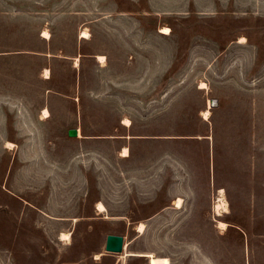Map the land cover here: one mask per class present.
Masks as SVG:
<instances>
[{
  "label": "rangeland",
  "instance_id": "374dc122",
  "mask_svg": "<svg viewBox=\"0 0 264 264\" xmlns=\"http://www.w3.org/2000/svg\"><path fill=\"white\" fill-rule=\"evenodd\" d=\"M141 253L264 264V0H0V264Z\"/></svg>",
  "mask_w": 264,
  "mask_h": 264
},
{
  "label": "bare ground",
  "instance_id": "6f19581e",
  "mask_svg": "<svg viewBox=\"0 0 264 264\" xmlns=\"http://www.w3.org/2000/svg\"><path fill=\"white\" fill-rule=\"evenodd\" d=\"M161 33H167V27H164L163 30L161 31ZM82 37H84V35H82ZM98 59L101 62H103V59L104 58H103V56L99 55L98 56ZM45 73L46 74L48 73V70L47 69L45 70ZM209 113H210L209 112V109H206V110L203 111V115L204 116H208ZM43 114L45 116L48 115L47 109H44L43 110ZM123 123H124V125H127L128 126L129 125V120L128 119H124V122ZM122 153H123L124 156H126L127 155V149L124 148ZM222 204L225 206V203L222 202ZM175 205H176V207H180V205H181V198H177V200L175 201ZM96 210L99 211V212H104L105 211V207H104V205L101 202H97L96 203ZM216 210H217V208H216ZM218 224H219L220 227H225L226 226V223L225 222H222V221H220ZM143 229H144V223L143 222H140L139 223V226H138V231L139 232H142ZM69 237H70L69 233L62 232L60 234V239H62V240L63 239H67L68 240ZM123 254L124 255H129V254H132V253L127 252V250H124ZM141 255H144L145 257H147L148 264H170L169 259L166 258V257L155 256L152 253H141ZM95 256H99V254H97V255L95 254Z\"/></svg>",
  "mask_w": 264,
  "mask_h": 264
},
{
  "label": "water",
  "instance_id": "95a60500",
  "mask_svg": "<svg viewBox=\"0 0 264 264\" xmlns=\"http://www.w3.org/2000/svg\"><path fill=\"white\" fill-rule=\"evenodd\" d=\"M210 105L214 106L215 102L210 101ZM67 136L75 138L78 136V130L76 128H70L67 130ZM104 250L107 253H121L123 251V236L109 234L106 236Z\"/></svg>",
  "mask_w": 264,
  "mask_h": 264
},
{
  "label": "trees",
  "instance_id": "16d2710c",
  "mask_svg": "<svg viewBox=\"0 0 264 264\" xmlns=\"http://www.w3.org/2000/svg\"><path fill=\"white\" fill-rule=\"evenodd\" d=\"M51 71V70H50ZM52 76V75H51ZM51 76L49 77V79L51 78Z\"/></svg>",
  "mask_w": 264,
  "mask_h": 264
},
{
  "label": "crops",
  "instance_id": "0c3cea01",
  "mask_svg": "<svg viewBox=\"0 0 264 264\" xmlns=\"http://www.w3.org/2000/svg\"><path fill=\"white\" fill-rule=\"evenodd\" d=\"M79 135V134H78Z\"/></svg>",
  "mask_w": 264,
  "mask_h": 264
}]
</instances>
